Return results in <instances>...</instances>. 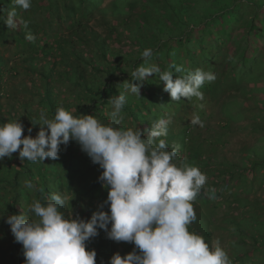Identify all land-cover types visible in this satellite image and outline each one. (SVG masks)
<instances>
[{"label": "rangeland", "instance_id": "374dc122", "mask_svg": "<svg viewBox=\"0 0 264 264\" xmlns=\"http://www.w3.org/2000/svg\"><path fill=\"white\" fill-rule=\"evenodd\" d=\"M115 1L104 0L102 8L109 9V6ZM217 1L219 3L221 0H202V4L207 5V8L211 5L213 8ZM70 2L74 9L73 17H69V14L62 11L59 15L50 18L46 14L35 13L31 7L24 10L12 4L11 9L15 8L16 11L17 26L23 29L26 33L25 36L31 33L35 37L34 40L26 39L24 44L19 40L18 31L20 30L9 29L6 24H0V58L4 60L5 71L4 76H0V125L19 120L24 126V130L27 127L33 128L32 123L26 118V113L40 115L43 111L49 118H53L47 113L46 105L38 102L37 89H33L34 82L37 83V87L44 83L42 81L44 69L52 68L48 67L46 58L42 60L40 58L31 59L29 63L23 62L25 58L31 56L28 49L29 45L37 43L42 33L47 36L46 38L50 40V43L52 40L65 43L73 39L71 34L73 31L77 29L79 32L80 30L78 23L74 27L71 25L73 20L82 21V25L85 24L90 29V35H88L90 42L82 41V39L77 41V37L74 40L77 56L83 55L82 61L86 60L85 58L91 59V61H86L89 65L87 75L90 84H92L91 79L95 77L105 81L113 79L111 75L119 78L128 76L121 74L118 69L109 71V66L115 67V64H109V62L117 61L122 63L125 68L131 69L134 66L135 58L139 57V63H143L142 51L156 44L151 37H147L150 30L145 25V20L140 16L141 12H145V9L141 8L145 4L144 2L137 5L135 9L125 8V15L122 17L112 11L107 14L92 11L85 15L86 10L79 0L66 1L65 5ZM152 6L153 9L159 11V6L156 4ZM246 11L248 12L247 17L255 22L256 14L260 10L256 11L254 8V11L253 9H246ZM162 12L163 10H161ZM255 12L256 14H254ZM198 14L201 17L204 16L200 10H198ZM156 19L157 14H154L153 20H151L152 24H155ZM188 25L191 28L195 27L192 22ZM224 28L229 31L225 24L217 25L212 30L220 34ZM209 33L205 36L198 34L197 37L204 42L203 44H195L196 46L193 44L194 48L189 46L191 49L188 46L179 47L176 58L171 59L169 56L170 59L167 60L169 62L166 64L168 69L172 65L178 67L180 63L186 69L190 63H195V70L209 71L215 75L216 79L211 83L205 82L202 85L203 88H206V90H200L203 93V100L193 97L188 101L187 108L175 115L165 117H171L172 123L169 125L170 129H168L167 135L159 139H164L169 147V142L174 140L173 136H175H170L171 132L177 136L184 133L186 146H179L177 148L178 154L185 158L184 163L198 167L207 176L206 184L192 201L197 219L203 217L207 224V228L204 229L212 234L211 238H207L205 242L210 247L214 242H219V245L227 252L231 264H264V79L260 78L255 81L254 78H250L249 81L244 80L240 83L233 79L232 75L235 77L238 73H233V70L235 71L242 66L246 70H251L255 67L254 63L253 65L247 64V60L244 61V58L238 61H230L235 49L233 42H227L225 45L222 43L223 38L218 37L216 39L211 35V32ZM246 33L247 28L235 29L232 36L235 35L240 39L242 38L241 35ZM92 34L94 36H91ZM101 43L105 44L108 50V60L106 61L100 57ZM261 44L264 45V40ZM222 47L227 52L226 58L223 57L221 64H215L211 70L209 62L207 65L201 54L204 49L211 48H214L213 51L217 53ZM70 48L71 46L67 50ZM190 54H193L192 58L189 57ZM261 55L264 57V49L259 56L250 55L248 58L260 57ZM98 61L103 65H94ZM15 62H17L18 68L9 73L8 68L13 66ZM230 62H233L231 63L233 66L229 64ZM150 63L158 65L159 61L154 60ZM31 64L35 68L29 71L28 67ZM64 67L61 65H54L53 67V72L56 74L53 81L54 94L60 95L62 107L71 113H75L77 88L69 86L67 82L61 83L59 81L61 74H66ZM167 68L160 67L161 71H166ZM173 69L175 68H171V70ZM262 70L264 71V69ZM255 73L258 74V70ZM151 76L159 80L158 75L152 74ZM61 79L65 81L66 77ZM159 82L161 81L159 80ZM62 99L65 100L66 106L70 105L69 108L63 105ZM201 104L203 105L202 108L200 107ZM121 114L123 120L120 124L123 127L138 129V123L133 117L127 115L124 110ZM196 116L202 121V127L191 124V120ZM37 122L42 123L40 117ZM83 156L81 150L77 151L78 158ZM85 156L88 157L87 154ZM190 157H193L192 162H189ZM6 161L10 163L9 169L13 168L12 163L14 167H17V163L12 161V157H5L0 160V166ZM180 162L178 157L173 161L178 165ZM102 171L103 169L99 166V173ZM8 175L12 178V172ZM87 175L91 176L90 171ZM97 177L98 174L95 175V178ZM2 187H4V183L0 184V201L6 199V192L9 190ZM63 194L68 197L70 204L74 198L73 192L65 189ZM11 200V196H9L8 201ZM29 204L27 203V207ZM64 209L68 212V216L85 218L76 213L72 205L70 208L67 204ZM4 216V213H0V264H12L10 260L11 246L14 244L15 238L11 233L10 225L2 221ZM197 234L205 240V233L202 230ZM105 235L106 232L102 236L99 232L98 236L86 242L87 248H92L93 243L97 241L111 243L113 252H109L105 264H108L115 253L119 252L121 256H125L135 248H131L128 242L106 240ZM22 262L24 263V258Z\"/></svg>", "mask_w": 264, "mask_h": 264}, {"label": "clouds", "instance_id": "9594fccd", "mask_svg": "<svg viewBox=\"0 0 264 264\" xmlns=\"http://www.w3.org/2000/svg\"><path fill=\"white\" fill-rule=\"evenodd\" d=\"M13 4L28 10L32 0H13ZM5 24L9 29L17 27L15 8L7 11ZM26 39L35 37L29 33ZM152 54L150 48L142 52L143 63L130 73L131 81L124 82L128 93L141 96L144 82L155 74L173 101L204 99L200 88L216 79L213 73L196 69L174 76L172 70L161 71L150 63ZM171 68L177 73L183 70L175 65ZM136 80L140 83L132 82ZM109 103L113 107L109 124L94 115L74 117L61 106L54 118L40 113L42 123L35 138L31 128L29 135L23 136L24 126L19 120L0 125V160L11 158L17 151L21 161L55 160L61 145L74 140L103 169L98 179L108 190L107 199L89 220L65 216L61 209L68 197L59 192H54L47 203L34 199L24 214L9 215L5 223L23 246L24 264H96L97 252L87 250L86 242L99 235L98 229L115 242L135 246L125 256L115 253L108 264H231L219 242L210 247L202 236L189 231L188 226L197 219L192 201L207 176L183 161L173 163L177 149L169 151L165 140L159 139L167 135L171 117L160 118L143 131L116 127L123 120L126 96H112ZM191 124L203 126L198 116ZM24 185L33 188L31 181ZM105 205L109 211L103 210Z\"/></svg>", "mask_w": 264, "mask_h": 264}, {"label": "trees", "instance_id": "16d2710c", "mask_svg": "<svg viewBox=\"0 0 264 264\" xmlns=\"http://www.w3.org/2000/svg\"><path fill=\"white\" fill-rule=\"evenodd\" d=\"M66 1L69 0H32L31 8L35 13H40L42 15L46 14L49 18L59 15L62 11L69 14V17H73V6L71 2L68 5H65ZM79 1L83 4L84 9L86 10L85 15L92 11H99L101 14H107L112 11L120 17L125 15V8L135 9L137 5L144 2L145 4L142 5L141 8L145 9V12H141L140 16L145 20V25L150 30L147 37H151L156 42V44L150 47L153 53L150 62L158 60L159 63L157 66L162 67L163 69L167 68L166 64L169 63L167 62L169 56L171 59L176 58V53H179V47L188 46V48L191 49L189 46L193 47V44L201 45L204 42L197 37L198 34L200 36H205L211 32V35L216 39L218 37L223 38L222 43L225 45L227 42H233L235 47L233 52L234 57L232 56L233 58L231 57L230 61H238L244 58V61L247 60V64L251 63L253 65L254 63L255 67L251 70H246L243 66L235 71L233 70V73L238 72L235 77L232 75L233 79L238 81V83L244 80L249 81L250 78H254L255 81L260 78L264 79V71L262 70L264 69V57L263 55L258 57L260 52L264 49V45L261 44L264 40V0H221L219 3L217 1L216 5L218 4V6L214 5L213 8H211V5L207 8V5L205 6L202 4V0H116L109 6V9L102 8L104 0ZM12 4L13 0H0L1 25L5 24L7 11L11 10ZM153 4L159 6V11H156L155 8L153 9V6L151 7ZM253 7L256 11L260 10L257 14L256 12L254 13L256 14V24L253 20H250V17H247L248 12L246 9H253L254 11ZM161 10H163L162 13ZM198 10L204 13L203 17L199 16ZM154 14H157V19L155 24H152L151 20H153ZM191 22L195 24V27L191 28L188 25ZM76 23L80 26V30L77 32L76 29L71 33L73 39L70 42L61 43V41L57 42L52 40L50 43V40L46 38L47 36L42 33L41 38L37 43H31L29 45L28 49L31 56L23 60V62L29 63L31 59L40 58L42 60L46 58L48 67L52 68H43L44 72L42 81L44 83L40 87L36 86V82L33 83V89H37L36 95H39L38 102L46 105L47 113L50 117L54 118L57 107L62 106L60 103V95L54 94L55 86L53 85V81L55 80L54 76L56 75L53 72L54 65L65 66L64 68L66 69V74L62 73L59 77V81L61 83L67 82L69 86L71 85L73 88H77V91L75 92L77 94V104H75L76 111L75 113H72L74 117H81V115H94V117L100 122L109 124L112 122L111 112L113 111V107L109 103V100L112 96L118 97L119 95L124 94L126 96V103L124 104L123 110L127 115L133 117L135 121H137L138 128L143 131L150 128V125L157 122L158 119L175 115L181 112L184 108H187L188 101L190 100L182 98L179 101H173L170 94L163 91V83L159 82L158 79L153 78L152 76L148 78V81L144 82L140 91L141 96L130 94L126 91L125 81H131L132 78L130 73L140 65L139 57L135 58L134 66L131 69L125 68L122 63L117 61L109 62V64H115V67L109 66V71L118 69L121 74H127L128 76L119 78L111 75L113 79L105 81L95 77L94 79H91L92 84L88 83L89 78L87 75V69L89 65L86 61H91V59L85 58L86 60L82 61L81 59L83 58V55L77 56V47L74 40L77 37V41L82 39V41L90 42L91 40L88 38V35H90V29L85 24L82 25V21L80 20H73L71 25L74 27ZM202 24L203 26H201ZM223 24L227 25L229 31L224 28L221 30L223 32L219 34L212 30L215 26H222ZM243 28H247V33L241 35L242 38L238 39L237 36H232L235 29ZM15 29L20 30L18 31L20 35L19 40L24 44L25 41H27L25 36L26 33L18 26L15 27ZM91 36H94V34ZM174 44L177 45L175 46ZM69 46H71V48L67 50ZM223 48L224 47H222L217 53L213 51L214 48L203 50L201 55L205 58L204 61L207 65L209 62V68H211V70L215 67V64H221L223 57L226 58L227 52H225ZM99 50L101 59L103 61L108 60V50L106 45L101 43ZM74 54L75 56L73 57ZM250 55L258 56L248 58ZM189 57L192 58L193 54H190ZM231 63L233 62H230L229 64ZM194 64L195 63H190L185 69L183 68V64L180 63L178 67H181L183 70L177 73L174 72L175 69H173L174 76H184L189 70L194 71ZM94 65L102 66L103 64L98 61L95 62ZM257 65L263 66L256 67ZM17 68V62H15L13 66L8 68V71L9 73H12L13 70H16ZM34 68L31 64L30 67H28V70L31 71L32 69L34 70ZM168 70L171 69L167 68L166 71ZM256 70H258V74L255 73ZM4 73V60L0 58V76H4ZM16 75H18V73ZM62 77H66L65 81L61 79ZM132 82L137 84L140 83L138 80ZM200 90H206V88L201 87ZM62 103L66 108H69L68 106L70 105L66 106L65 100L62 99ZM39 117L40 115L26 113V118L32 123L33 128L27 127L23 132V136H28V129L31 128V135L35 138L40 130V124L37 122ZM116 127L127 129V127H123L121 124ZM169 135H175L173 136L174 140L169 142V151L174 147L177 149L179 146H186V136L184 133L177 136L171 132ZM76 150L80 151L81 147L76 141L72 140L67 146L61 145V151L58 158L55 160L52 158H46L44 161L37 162H30L28 160L21 161L19 158V151L13 153L12 161H16L17 167H14L12 163L13 168L9 169L10 163H7L8 161L0 166V168H2L0 172V184L4 183V187L9 189L6 192V199L0 201V213H4L5 215L2 221H5L7 217L12 214H24L27 209V203L29 204L32 199L47 203L54 192L63 194L65 189L69 192H73L74 196L72 202H70V204L67 203L69 207L71 208L72 205L75 208L76 213H79L80 216H84V220H89L93 212L98 209V206L107 199L108 190L103 187L102 182L98 179L101 175V172L99 173V165L94 164L91 161V158L85 156L86 153L82 150L81 152L85 157L78 158ZM60 157L63 158L61 159ZM177 157L180 161L185 162V158L178 154V149ZM192 161L193 157H190L189 162ZM89 171L91 176L87 175ZM10 172H12V178L8 175ZM95 172L98 174L97 178H95ZM25 181H31L33 188H26L24 185ZM75 184L77 185V188ZM9 196H11V201H8ZM103 210L109 211L108 205H105ZM61 211L65 216H68V212L65 211L64 208H62ZM203 219V217L201 219H196L188 227L190 232L196 234L202 230V232L205 233L206 241L207 238H211L212 234L204 229L205 227L207 228V224ZM98 232H100V235L102 236L105 231L103 229H98ZM105 239L109 240L107 235H105ZM129 246L131 248L135 247L132 243H129ZM92 249H95L97 252L96 263L98 264H105V259L108 257L109 252H113L111 249V243L107 241L106 243H101L99 241L94 242L92 248H87V250ZM11 251V263L24 264L22 262V259L24 258L22 254V244L17 243L14 240V244L11 246Z\"/></svg>", "mask_w": 264, "mask_h": 264}]
</instances>
